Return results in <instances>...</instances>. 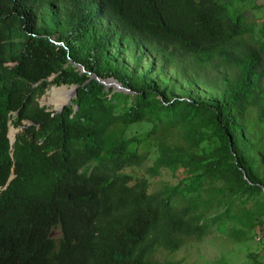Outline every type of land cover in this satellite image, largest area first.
Here are the masks:
<instances>
[{
  "label": "trees",
  "instance_id": "trees-1",
  "mask_svg": "<svg viewBox=\"0 0 264 264\" xmlns=\"http://www.w3.org/2000/svg\"><path fill=\"white\" fill-rule=\"evenodd\" d=\"M233 4L0 0V264H178L152 255L230 220L264 235V19L255 35ZM144 51L156 68L124 60ZM49 83L78 84L69 105L38 104ZM163 168L179 176L154 186Z\"/></svg>",
  "mask_w": 264,
  "mask_h": 264
},
{
  "label": "rangeland",
  "instance_id": "rangeland-1",
  "mask_svg": "<svg viewBox=\"0 0 264 264\" xmlns=\"http://www.w3.org/2000/svg\"><path fill=\"white\" fill-rule=\"evenodd\" d=\"M234 4L232 9L234 11L240 10L246 19L255 20L254 33L259 34V27L261 20L264 19V0H231ZM138 53V50L135 51ZM124 60L132 67L136 66L139 69L147 68L151 64L157 66V59L148 52H142L139 58L131 55V53L123 52ZM153 69L155 73L156 69ZM163 74L166 77L175 78L171 68L163 69ZM63 85H55L49 83L44 91L37 97L39 102H42L46 108L54 106L48 100L53 87ZM66 87V86H65ZM189 89V94L193 97L201 98L207 95L206 91L198 90L188 84L178 83L176 92ZM72 99V97H71ZM10 124V123H9ZM13 126V125H12ZM147 126L146 123L131 124L128 127V132H132L135 128L143 129ZM14 127V126H13ZM16 128V127H15ZM262 156V179L264 182V142L260 148ZM179 173L177 171L170 172L167 169H161L157 176L154 186H160L163 183H173L177 180ZM254 208L259 210L261 204L255 200ZM259 212V211H258ZM258 213L254 214V217ZM264 223V213L261 215ZM261 218V217H260ZM236 226V221L230 220L226 222V227L222 230L212 228L199 240H188L173 251L158 248L153 253V258L156 260H176L178 264H264V235L260 231V224L255 221L252 230L247 234V238L240 239L236 237L232 228ZM50 235L57 237L59 230L56 226L50 229Z\"/></svg>",
  "mask_w": 264,
  "mask_h": 264
},
{
  "label": "water",
  "instance_id": "water-1",
  "mask_svg": "<svg viewBox=\"0 0 264 264\" xmlns=\"http://www.w3.org/2000/svg\"><path fill=\"white\" fill-rule=\"evenodd\" d=\"M68 60L72 64H74L76 66V68L79 69V71L84 70V67H83V65L81 63L75 62V61L71 60L70 58ZM87 75H88L87 78L82 82V84L85 83V82H87L90 78H94V79L98 80L99 82L103 83L105 86L111 85L113 87V89H118V90H122V91H130V89L128 87L122 85L119 80H117L115 77H113L111 75L110 76H106V77H102V76H99V75H97L96 73H94L92 71H89V70H87ZM59 85L66 86V89H68V91H69L68 97L64 101H62L59 105L52 106L51 108H46L45 107V109H47V110L51 109L52 111H59L63 107L64 104L65 105H69L70 104L71 97H74V95L76 94V87L78 85L77 83L59 84ZM37 102H38L39 105L43 104L42 102H39V101H37ZM73 107L75 108L76 107V104ZM7 127H8V125H7ZM17 129H18V127L15 128V131H17ZM14 134H15V132H14ZM14 134H13L12 139H10L9 136H8V134H7V132H6V135L8 137V141L9 142H11L13 140ZM12 174L13 173H11L9 175V177ZM9 177L7 178L6 182L2 185V187L5 186V184L7 183L8 179H9ZM243 177H244V174H243Z\"/></svg>",
  "mask_w": 264,
  "mask_h": 264
},
{
  "label": "clouds",
  "instance_id": "clouds-1",
  "mask_svg": "<svg viewBox=\"0 0 264 264\" xmlns=\"http://www.w3.org/2000/svg\"><path fill=\"white\" fill-rule=\"evenodd\" d=\"M52 40H53V39H52ZM59 42H61V41H59ZM37 101H38V100H37ZM49 110H51V109H49ZM7 121H8V122H7ZM7 121H6V126L9 125V123H10V125H12L11 122H10V119H8ZM22 121H26V119H23ZM15 127H16V128L18 127V129L20 128V126H14V128H15ZM7 129H8V127H6V132H7ZM18 129H17V130H18ZM15 132H16V131H15ZM14 135H15V134H14ZM6 136H7V135H6ZM7 138H8V137H7ZM13 139H14V138H13ZM12 141H13V140H12ZM12 141H11V142H12ZM11 142H9V143H11ZM8 177H9V176H8ZM10 177H11V176H10ZM10 177H9V178H10ZM6 180H7V179H6ZM5 185H6V184H5ZM4 187H5V186H4ZM2 188H3V187H2Z\"/></svg>",
  "mask_w": 264,
  "mask_h": 264
},
{
  "label": "bare ground",
  "instance_id": "bare-ground-1",
  "mask_svg": "<svg viewBox=\"0 0 264 264\" xmlns=\"http://www.w3.org/2000/svg\"><path fill=\"white\" fill-rule=\"evenodd\" d=\"M66 93H67L66 96L68 97V95H69V91H67ZM63 94H65V93H63ZM61 95H62V94H61ZM61 95H60V96H61ZM67 97H66V98H67ZM66 98H64V99H66ZM62 99H63V98H62ZM10 127H12V128L14 129V127H13L12 125H10V124L8 125V132H7L8 136H9V128H10ZM13 129H11V130H12V136H13V134H14V132H15V129H14V131H13ZM9 138H10V137H9ZM10 139H11V138H10Z\"/></svg>",
  "mask_w": 264,
  "mask_h": 264
}]
</instances>
